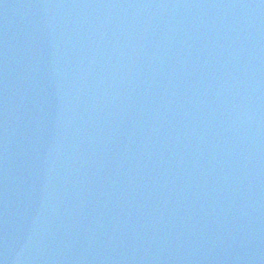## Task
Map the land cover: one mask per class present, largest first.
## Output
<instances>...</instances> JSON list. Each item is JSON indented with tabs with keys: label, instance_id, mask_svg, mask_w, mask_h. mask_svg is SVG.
<instances>
[{
	"label": "water",
	"instance_id": "1",
	"mask_svg": "<svg viewBox=\"0 0 264 264\" xmlns=\"http://www.w3.org/2000/svg\"><path fill=\"white\" fill-rule=\"evenodd\" d=\"M0 54L90 264H264V0H0Z\"/></svg>",
	"mask_w": 264,
	"mask_h": 264
}]
</instances>
